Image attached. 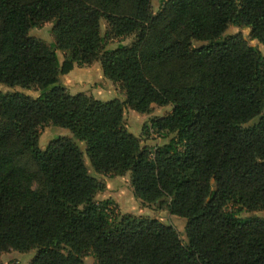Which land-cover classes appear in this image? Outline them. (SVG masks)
Returning a JSON list of instances; mask_svg holds the SVG:
<instances>
[{"label": "trees", "instance_id": "trees-1", "mask_svg": "<svg viewBox=\"0 0 264 264\" xmlns=\"http://www.w3.org/2000/svg\"><path fill=\"white\" fill-rule=\"evenodd\" d=\"M0 0V258L30 264H264V0ZM53 23L55 41L32 37ZM103 23L106 30L103 31ZM130 45L108 48L117 38ZM64 53L61 61L58 52ZM100 63L125 100L71 94L61 77ZM171 106L144 131L172 138L154 151L125 125ZM70 131L40 147V129ZM80 143L85 144L83 149ZM130 175L135 199L186 219L178 229L96 201L90 173ZM245 214L246 216H242ZM0 264H4L0 260Z\"/></svg>", "mask_w": 264, "mask_h": 264}, {"label": "rangeland", "instance_id": "rangeland-1", "mask_svg": "<svg viewBox=\"0 0 264 264\" xmlns=\"http://www.w3.org/2000/svg\"><path fill=\"white\" fill-rule=\"evenodd\" d=\"M164 0H153L152 8L153 12L157 13ZM53 23H44L38 28L32 29L30 35L37 39L44 41L47 44H51L55 41L53 33ZM106 30V24L103 23V31ZM242 34L251 46L257 47L264 54V45L259 43L257 40H253L250 37V30L244 27L230 26L225 33V36ZM133 41L132 37L127 38H117L108 43V48H116L119 44L130 45ZM60 60H64V53L58 52ZM76 71L72 75L62 76L61 83L67 88L68 92L71 94L77 93H95L101 101L107 99H119L120 101L125 100V92L121 88L120 84L110 82L103 77L102 69L100 63H94L91 66L84 65L82 67L76 66ZM82 69V70H79ZM0 92L3 93H14L21 92L25 93L34 98L38 97L40 90L37 86H33L29 89H23L20 87L8 88L0 84ZM94 97V96H93ZM95 98V97H94ZM108 101V100H107ZM172 111L171 106L160 107L153 105L152 113L149 115L140 114L126 107L125 109V125L129 132L139 136L142 140L143 146L148 147L154 151L157 147L163 146L172 138L171 134L159 133L153 130L144 131V126L149 123L152 117H162L169 114ZM40 147L44 150L49 142L60 136H70L69 130L64 128L56 127L52 124L46 125L40 129ZM81 147L85 149V144L80 143ZM87 165L89 167L90 173L96 176L100 181L106 184L105 192L98 194L96 196L97 202H102L107 199H112L121 213L131 214L137 217H148L156 218L164 223H170L174 225L181 238L187 243L186 234V219L178 218L173 216L169 210L164 206L160 207L158 204L142 205L141 202L135 199L133 194V188L131 185L130 175L125 176H112V175H102L97 174L90 167L88 158H86ZM252 216H258L264 218V211L255 212L248 214ZM242 216H246L243 214ZM36 255V250L30 251L28 253H20L17 251H10L9 253H4L0 260L4 264H30L34 256ZM84 264H96V260L93 255L88 254L84 257Z\"/></svg>", "mask_w": 264, "mask_h": 264}, {"label": "crops", "instance_id": "crops-1", "mask_svg": "<svg viewBox=\"0 0 264 264\" xmlns=\"http://www.w3.org/2000/svg\"><path fill=\"white\" fill-rule=\"evenodd\" d=\"M79 70H82V69H79ZM76 71V68L71 72V73H69L68 75L70 76V75H72L74 72ZM89 95H91V96H94L95 97V99H98V100H102L101 98H99L95 93H88ZM113 99V98H112ZM111 99V100H112ZM108 101H110V99H107ZM107 100H105V101H107Z\"/></svg>", "mask_w": 264, "mask_h": 264}]
</instances>
